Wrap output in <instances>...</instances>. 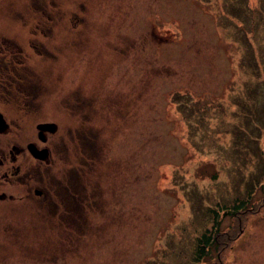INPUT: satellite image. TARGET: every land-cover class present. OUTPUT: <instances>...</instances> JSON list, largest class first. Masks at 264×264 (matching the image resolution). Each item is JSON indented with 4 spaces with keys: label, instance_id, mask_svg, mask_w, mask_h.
Returning <instances> with one entry per match:
<instances>
[{
    "label": "rangeland",
    "instance_id": "1",
    "mask_svg": "<svg viewBox=\"0 0 264 264\" xmlns=\"http://www.w3.org/2000/svg\"><path fill=\"white\" fill-rule=\"evenodd\" d=\"M1 39L40 90L21 131L75 89L104 129L80 224L0 198V264H195L210 210L241 199L218 263L264 264V0H0Z\"/></svg>",
    "mask_w": 264,
    "mask_h": 264
},
{
    "label": "flooded vegetation",
    "instance_id": "2",
    "mask_svg": "<svg viewBox=\"0 0 264 264\" xmlns=\"http://www.w3.org/2000/svg\"><path fill=\"white\" fill-rule=\"evenodd\" d=\"M25 43L31 52H42L37 41ZM25 54L27 50L16 41L0 40V104L6 107H0V198H18V208L30 213L36 204L42 218L80 224L98 194L93 169L101 159L98 132L104 126L97 127L93 116L96 99L78 89L70 91L61 99L60 119L26 121L29 129L21 131L18 121L37 110L40 92L35 73L24 62ZM97 90L101 89L92 92L97 95Z\"/></svg>",
    "mask_w": 264,
    "mask_h": 264
},
{
    "label": "trees",
    "instance_id": "3",
    "mask_svg": "<svg viewBox=\"0 0 264 264\" xmlns=\"http://www.w3.org/2000/svg\"><path fill=\"white\" fill-rule=\"evenodd\" d=\"M245 199H241L240 201H235L229 207H220L219 210L211 209L210 210V218L211 223L210 226L204 229L198 236H196L194 240V248L192 251V260L195 264H205L203 263V258L213 257V262H208L207 264H219L218 256L219 251L226 247V240L229 239L227 233H222L221 231H217L216 226L218 222V214L217 212H222V214H229L230 217H234L235 227L237 223V213L242 214V212H246L245 210H241L245 208L243 202ZM225 208V209H224ZM228 208V209H226ZM239 226H237V229ZM236 231V230H235ZM214 253V255H211Z\"/></svg>",
    "mask_w": 264,
    "mask_h": 264
}]
</instances>
